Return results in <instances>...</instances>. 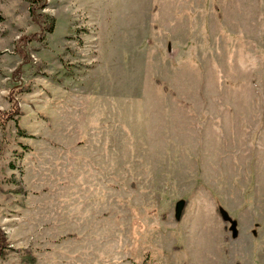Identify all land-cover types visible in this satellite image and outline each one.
Masks as SVG:
<instances>
[{"label":"rangeland","instance_id":"obj_1","mask_svg":"<svg viewBox=\"0 0 264 264\" xmlns=\"http://www.w3.org/2000/svg\"><path fill=\"white\" fill-rule=\"evenodd\" d=\"M44 5L0 0V264H264V0Z\"/></svg>","mask_w":264,"mask_h":264},{"label":"trees","instance_id":"obj_2","mask_svg":"<svg viewBox=\"0 0 264 264\" xmlns=\"http://www.w3.org/2000/svg\"><path fill=\"white\" fill-rule=\"evenodd\" d=\"M30 4V14L31 17L33 19V21L37 24L40 25L42 23L45 24V29L46 32L48 33H53L56 27V20L54 17L50 16V15H45L42 13H39L40 10L44 9L45 7V0H27ZM4 21V17L0 16V24ZM32 38L34 40H39L41 41V36L40 35H33ZM28 39L25 38L23 40L20 41L21 45H23V43H27ZM19 53L23 56V58L26 60L27 59V55H25L23 53L22 50H19ZM32 90V85L31 84H26V85H16L13 88V96H12V102H13V109L10 112H2L0 111V124L1 125H5L8 122L14 121L17 123L18 125V121H19V116L21 115V111H20V107L18 105V103L15 101L14 96L15 94H25V93H29ZM24 134V133H23ZM17 193H21L23 192L22 189H19L18 191H16ZM222 214V211H221ZM11 251V246L10 243L8 241V238L5 234V232L0 228V259H4ZM25 261L28 262L29 264H35L36 263V259L35 257L31 256V255H27V257H25Z\"/></svg>","mask_w":264,"mask_h":264},{"label":"crops","instance_id":"obj_3","mask_svg":"<svg viewBox=\"0 0 264 264\" xmlns=\"http://www.w3.org/2000/svg\"><path fill=\"white\" fill-rule=\"evenodd\" d=\"M236 188H237V186H236ZM226 212V211H225ZM230 215V214H229ZM222 218H223V216H222ZM224 219V218H223ZM225 221V220H224ZM237 222V236H234L233 235V232H232V237L233 238H239V235L241 234V229H240V224H239V222L238 221H236ZM225 223H226V221H225ZM252 228H254L253 229V231L252 232H249L248 234H246L248 237H251V239L252 240H255V241H257V240H259L260 239V229H261V224H259V223H257L256 221H254L251 225H250ZM226 238H229V235L228 234H226ZM227 243H229V239H228V242ZM238 262H240V264H242V262L241 261H238Z\"/></svg>","mask_w":264,"mask_h":264},{"label":"water","instance_id":"obj_4","mask_svg":"<svg viewBox=\"0 0 264 264\" xmlns=\"http://www.w3.org/2000/svg\"><path fill=\"white\" fill-rule=\"evenodd\" d=\"M184 208H185V202L180 201L176 206V220H178V221L181 220V218L183 216ZM222 216H223L224 220H226V221L231 220L228 213L223 211V210H222ZM231 231L233 232L234 236H237V226L235 223L232 224Z\"/></svg>","mask_w":264,"mask_h":264}]
</instances>
